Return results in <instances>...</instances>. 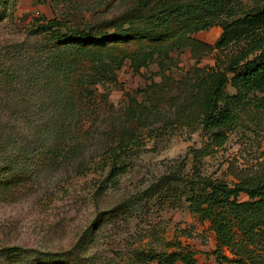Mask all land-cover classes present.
<instances>
[{
  "label": "rangeland",
  "instance_id": "1",
  "mask_svg": "<svg viewBox=\"0 0 264 264\" xmlns=\"http://www.w3.org/2000/svg\"><path fill=\"white\" fill-rule=\"evenodd\" d=\"M192 3L0 0V71L16 76L0 83V111H8L0 123V264H167L181 246L195 264H222L216 235L190 198L209 183L264 180V110L247 96L218 142L202 123L197 82L253 47L250 37L218 42L223 23L264 0H227L229 14ZM89 26L91 52L65 47L74 117L63 136L80 150L56 165L42 143L43 54ZM121 151L122 174L103 183ZM247 208L264 219L261 206Z\"/></svg>",
  "mask_w": 264,
  "mask_h": 264
},
{
  "label": "trees",
  "instance_id": "2",
  "mask_svg": "<svg viewBox=\"0 0 264 264\" xmlns=\"http://www.w3.org/2000/svg\"><path fill=\"white\" fill-rule=\"evenodd\" d=\"M226 1L193 0L188 8L217 12L222 9L227 10L224 7ZM182 8L186 10L184 6ZM231 10V8L227 10L228 14ZM222 27L223 34L218 47L225 48L231 42L243 37H250L253 47L247 53L231 57L223 69L219 66L209 68L197 82L202 123L206 129L218 131L216 133L218 142H221L223 137L219 131L229 129L234 124L237 108L247 96L251 94L256 96V106L264 110V51L251 59L249 56L264 46V5L231 23H223ZM86 29H72L68 33L70 35H67L69 37L64 34L63 41H59L58 44H48L43 54L44 139L42 143L48 162L56 165L76 160L77 152L80 150L63 136V131L69 124L67 120L74 117V103L71 102L74 87L70 82L74 72V62H69L65 47L75 43L83 45L86 52H91L93 41L90 39L93 26ZM258 32L262 34L257 37ZM101 40L104 41L105 38ZM230 73L233 74L232 77L229 76ZM15 78L13 72L0 71L2 84L12 85ZM229 85L236 90L235 94L227 91ZM7 114L8 111H0V123L6 119ZM4 128L0 124V137L4 134ZM122 168L125 167L122 166L121 151L109 163L103 183L116 181L122 174ZM190 202L192 209L210 223L216 235L215 253L218 254V260L222 264H264V219L251 214L247 208L249 203L264 208L263 179L242 181L232 186L209 183L199 192L193 193ZM179 248V252L165 259L167 264H174L177 261L183 264L196 263L192 251L182 246ZM225 249L230 251L233 258L229 259L223 254Z\"/></svg>",
  "mask_w": 264,
  "mask_h": 264
}]
</instances>
